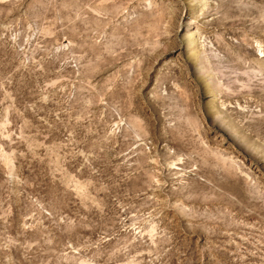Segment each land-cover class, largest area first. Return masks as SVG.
Instances as JSON below:
<instances>
[{
  "label": "rangeland",
  "instance_id": "obj_1",
  "mask_svg": "<svg viewBox=\"0 0 264 264\" xmlns=\"http://www.w3.org/2000/svg\"><path fill=\"white\" fill-rule=\"evenodd\" d=\"M0 264H264V0H0Z\"/></svg>",
  "mask_w": 264,
  "mask_h": 264
}]
</instances>
